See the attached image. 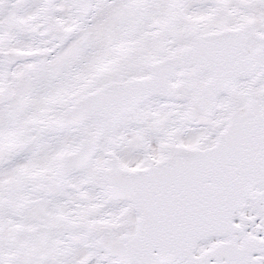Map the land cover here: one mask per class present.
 <instances>
[{"label": "snow or ice", "instance_id": "6c2138e0", "mask_svg": "<svg viewBox=\"0 0 264 264\" xmlns=\"http://www.w3.org/2000/svg\"><path fill=\"white\" fill-rule=\"evenodd\" d=\"M0 264H264V0H0Z\"/></svg>", "mask_w": 264, "mask_h": 264}]
</instances>
